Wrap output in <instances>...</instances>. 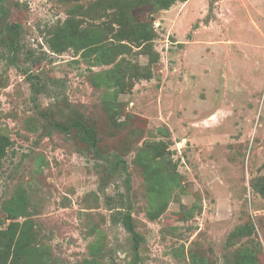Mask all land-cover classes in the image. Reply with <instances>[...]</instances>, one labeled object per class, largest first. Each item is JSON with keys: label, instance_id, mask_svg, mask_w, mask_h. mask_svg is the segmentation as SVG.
<instances>
[{"label": "rangeland", "instance_id": "obj_1", "mask_svg": "<svg viewBox=\"0 0 264 264\" xmlns=\"http://www.w3.org/2000/svg\"><path fill=\"white\" fill-rule=\"evenodd\" d=\"M154 2H0V134L9 138L0 231L12 222L2 204L18 195L26 211L13 222H28V247L45 264H231L246 248L264 264V0H183L160 11ZM145 21L154 63L124 40L94 66L55 36L78 22L104 30L113 50L124 24ZM72 121L93 128L96 152ZM144 149L178 183L157 216L134 163ZM113 155L129 181L105 171ZM125 213L141 237L136 252L113 221Z\"/></svg>", "mask_w": 264, "mask_h": 264}, {"label": "trees", "instance_id": "obj_2", "mask_svg": "<svg viewBox=\"0 0 264 264\" xmlns=\"http://www.w3.org/2000/svg\"><path fill=\"white\" fill-rule=\"evenodd\" d=\"M6 0H0L3 2ZM77 1V0H74ZM136 0H106L107 4L113 5L117 4L118 2L123 4L124 6H129V4L135 2ZM178 1L183 0H155L152 7L156 11L160 10H168L170 6ZM118 3V4H119ZM78 7L74 6L70 10H76ZM0 12L4 14L3 5L0 4ZM125 12V11H122ZM121 12V18H124V14ZM8 30L12 33L11 25L8 27ZM62 39V41H68L65 45L64 49L68 46V44H72L75 47H83L85 50L83 52L84 56H87L91 59V63L94 66H97L102 63H106L111 61L112 58L108 57L109 51L114 55L117 50L122 51L120 48H126L122 43V41L127 40L137 44V46H143L142 52H145L152 58H150L151 63H154L156 60L154 59V55L151 53V45L150 42L152 41L153 37L155 36V32L151 23L145 22H136V23H129L127 25H123L118 33L114 36L116 38V44L113 46L112 49L105 50L104 43L107 41L104 39L105 31L104 30H91L85 31L83 29L79 30V23L74 22L71 23V26H65L59 28L56 31V35ZM54 36V37H55ZM70 40H69V39ZM17 40L15 38L14 33H12V41L9 43V49L11 51H15L17 47ZM54 52H61L62 49L52 48ZM144 72V75H140L139 77L148 78L150 76L149 70L147 68L141 69ZM115 73H117L115 71ZM119 80L116 77L115 83H118ZM71 126L75 128L78 132L79 137L84 140L89 147L93 149L94 152L97 151L96 146V136L92 127H87L86 125L78 122L72 121ZM68 130V129H66ZM8 136L0 134V165L1 159L4 158L6 149L9 146ZM156 152L151 151L150 149L139 150L135 157L134 163L138 164L141 168V176L143 177L144 182L149 187L147 190L149 199L151 200V208L152 211H155V215L157 216L161 213L169 200L171 194L173 193V189L178 186L177 181L174 177L167 175V170L165 165H162L160 160H157ZM114 161L111 163L113 166L105 171L109 173L116 171L118 169L123 170L124 173L126 169L124 168L125 163L117 158L116 156H112ZM110 159L108 162H111ZM129 174L126 172V178L129 179ZM129 181V180H128ZM262 191V195H264V190ZM4 217L6 220H12V222L8 225L7 229L0 231V264H7L11 261V264H45L43 260V256L40 252L33 253L30 251L28 245V235H26L25 228L28 222H25L23 226H18L17 223L13 222L18 217L23 216V213L26 211V205L24 199L20 196L15 195L11 200H7L2 204V210ZM118 212V211H117ZM113 221H119L122 227L128 232L132 239H133V249L136 252V249L141 241V237L135 232L131 220V215L129 213L123 214L121 217H113ZM19 232V235L15 238L16 234ZM97 243V242H96ZM101 250L99 245H95L93 252L97 253ZM255 252L252 251L250 248L243 249L240 255L232 261L231 264H258L254 260ZM137 256L134 257V260ZM87 264H95L94 262H87ZM190 264H211L208 263L205 258L191 256Z\"/></svg>", "mask_w": 264, "mask_h": 264}]
</instances>
